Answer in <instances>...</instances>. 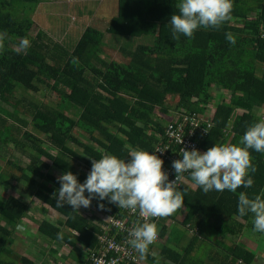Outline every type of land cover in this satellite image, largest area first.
<instances>
[{
	"label": "trees",
	"instance_id": "1",
	"mask_svg": "<svg viewBox=\"0 0 264 264\" xmlns=\"http://www.w3.org/2000/svg\"><path fill=\"white\" fill-rule=\"evenodd\" d=\"M43 2L46 1L0 0V33L6 34L5 49L0 53V96L13 95L21 85L26 92L41 93L42 88H51L50 81L63 88L67 96L55 107L23 98L13 112L0 108V145H14L25 162L36 165L27 169L33 177L18 159L9 160L5 168L0 167V172L6 174L0 183L9 189L25 184L31 196L66 221L58 225L46 220L38 222L30 215L29 203L13 195L0 200V264H35L28 257L14 256L10 250L16 226L23 221L35 222L45 241L62 242L82 252L77 255L78 264H91L85 256L99 250L102 230L92 218L73 211L71 206H56L60 184L52 170L71 172L84 183L87 175L80 171L78 163L89 173L92 160L105 153L126 160V145L155 154L159 138L173 119L169 115L166 124L154 119L158 108L168 116V97L179 98L176 113L187 110L197 116L205 115L209 109L215 111L214 127L200 144V152L217 144L239 145L247 128L263 120L264 0H233L231 22L220 29L197 30L193 38L180 35L179 39L174 38L170 22L172 15L179 14L176 5L180 0H116L117 14L107 29L89 26L73 50L53 42L41 31L30 36L35 24L33 16ZM227 33L236 37L234 45L226 39ZM107 36L115 37L112 43L126 41L127 46L120 49L128 59L126 64L102 57ZM23 38L30 41L31 47L18 52ZM140 40L143 43L139 44ZM215 88L229 98L218 96L213 106ZM13 119L25 125L29 119L35 122L43 139L24 133L22 127L11 124ZM32 139L36 142L31 143ZM23 141L30 142L36 153L32 154ZM45 144L49 150L43 148ZM73 145L81 151L73 149ZM251 156L256 172L250 188H239L236 193H205L190 176L192 187L177 188L184 194V210L162 218L157 225L161 258L170 264L255 263V254L239 245H224L223 255L212 253L215 235L236 237L248 224L253 226V214L241 217L238 213L240 192L249 198H264V153L252 150ZM10 179L14 185L8 182ZM91 206L121 219L127 217L108 199L95 198ZM181 214H185L182 220ZM183 230L193 233L190 241ZM114 236L115 231L111 234ZM143 261L158 264L151 249Z\"/></svg>",
	"mask_w": 264,
	"mask_h": 264
},
{
	"label": "clouds",
	"instance_id": "2",
	"mask_svg": "<svg viewBox=\"0 0 264 264\" xmlns=\"http://www.w3.org/2000/svg\"><path fill=\"white\" fill-rule=\"evenodd\" d=\"M176 7L179 14L172 15L170 22L175 39L180 35L193 38L200 29H220L234 19L233 0H180ZM5 35L0 33V53L5 49ZM226 39L233 45L236 43V37L231 33L226 34ZM30 47V41L23 38L17 51L26 52ZM125 147L129 157L126 160L108 153L92 160L84 183H80L71 172L58 177L60 188L56 206L69 205L78 212L81 207L89 208L95 198L100 201L108 199L120 209L139 211L144 218H168L184 210V194L177 189V184L185 178V173L205 193H236L239 188H250L254 184L252 174L256 172L251 151L264 153V120L249 126L239 145L217 144L203 153L196 149H183L182 159L172 162L171 167L175 171L172 181L163 168L164 160L158 155L131 145ZM238 213L241 217L253 214V230L264 234V198L261 195L249 198L240 192ZM16 230L24 232L25 228L17 224ZM129 236L128 243L143 260L149 254L150 245L157 241L159 229L156 223L144 222L137 224Z\"/></svg>",
	"mask_w": 264,
	"mask_h": 264
},
{
	"label": "rangeland",
	"instance_id": "3",
	"mask_svg": "<svg viewBox=\"0 0 264 264\" xmlns=\"http://www.w3.org/2000/svg\"><path fill=\"white\" fill-rule=\"evenodd\" d=\"M41 6L38 8L37 12L33 16L35 22L32 31L30 33L31 37H35L41 31L45 33L49 39L53 42L62 43L69 50H73L76 47L77 42L81 38L84 31L89 27H93L99 30H106L108 27V22L117 14V2L116 0H45ZM115 39V37H111ZM107 36L105 40V46H103L102 57L108 61L113 60L119 64H126L127 58L123 53L120 52L122 47H126V41L120 39L118 42L112 43V40ZM138 43H143L138 41ZM51 88H42L41 93H31L25 91V86L21 85L18 87L16 92L11 96H0V108L13 112L18 102L23 98H28L33 102L39 104L42 102L48 103L52 106H57L61 103L63 98H66L67 92L63 88L56 87L52 81L49 82ZM215 97L214 103L217 101V97L228 99L229 95L224 91L215 88L214 89ZM180 100L178 97H168L165 99V108L169 109L168 116L161 112L158 108L154 115V119L157 121L164 122L165 124L170 120V116H173L177 112L178 105ZM260 113L262 119L264 120V110ZM170 115V116H169ZM12 125H19L23 128L24 133L28 132L35 138L43 139L42 134L36 128V123L33 121H27V124L19 123L16 119L10 121ZM23 138L22 135L20 137ZM24 140V138H23ZM29 151L32 154H35L36 151L32 147L31 143L36 141L32 139L31 143L23 141ZM73 149L81 151L78 146H72ZM49 150V146L45 144L43 147ZM9 151V153H7ZM15 159L19 160L21 166L26 170L27 174L33 176V173L28 169V166L35 167L34 163H29V160H26L23 157L22 153L15 150L14 145H8L2 147L0 145V167L5 168L8 161ZM46 162L48 159H43ZM51 163V162H50ZM80 171H83L88 175L84 165L77 164ZM52 174L56 177H60L63 173L52 170ZM6 174L0 172V179L5 178ZM12 185L15 184L13 180H8ZM29 188L25 184H21L15 189H9L0 183V200H6L9 196L13 195L21 199L22 201L30 204V215L38 222L44 220L49 221L53 224L58 225L59 223H65L66 219L60 214L54 212L47 206H44L38 199L31 196L27 191ZM45 207V208H44ZM78 212L84 217L91 218V214L96 213L94 208L90 206L89 208L81 207ZM183 218L180 216L179 219ZM93 222V220H92ZM22 224L25 228L24 232L16 231V235L13 238L10 244V250L14 256L28 257L35 264H78L77 259L80 253L77 250H74L72 247L63 244L62 242L52 243L45 241L38 234L37 224L33 221H23ZM170 222L168 223V225ZM180 229L175 230V233L178 234ZM184 233L188 234L186 230H183ZM71 235L79 236L77 233ZM193 236L192 232H189L188 241L191 240ZM186 244V240H184ZM81 251V250H80ZM78 255V256H77ZM87 256H85L86 258ZM156 259L158 264H170L164 258L156 254ZM143 264V263H141ZM145 264V263H144Z\"/></svg>",
	"mask_w": 264,
	"mask_h": 264
},
{
	"label": "built area",
	"instance_id": "4",
	"mask_svg": "<svg viewBox=\"0 0 264 264\" xmlns=\"http://www.w3.org/2000/svg\"><path fill=\"white\" fill-rule=\"evenodd\" d=\"M215 111L209 109L205 115L193 116L187 110H181L174 113L173 119L166 125L163 137H160V143L155 148V154L164 160V170L169 173V180L175 179V171L171 167L172 162L182 159L183 149L200 150V144L209 136L214 127L213 118ZM183 142V143H182ZM189 174H184V179L177 184V188L190 186ZM91 214L94 224L100 226L102 233L98 236L99 250L87 255V261L91 264H141L143 260L136 250L128 243L129 232L144 222H152L157 225L162 218H144L139 215V211L131 212L123 209L125 218H119L111 214H106L96 210ZM131 220V224L130 223ZM116 236L111 237L112 232ZM127 235V238L123 236ZM117 237L121 240H117ZM160 235L156 242L150 245L153 255L158 254Z\"/></svg>",
	"mask_w": 264,
	"mask_h": 264
},
{
	"label": "crops",
	"instance_id": "5",
	"mask_svg": "<svg viewBox=\"0 0 264 264\" xmlns=\"http://www.w3.org/2000/svg\"><path fill=\"white\" fill-rule=\"evenodd\" d=\"M86 1V0H80ZM94 1V0H93ZM188 187H192V184ZM185 215V214H184ZM183 214L180 216L185 217ZM181 218L180 220H182ZM254 225L246 226V228L236 237L215 235L213 240L215 244H212V253L216 256V254H224L223 246L231 247L232 245H239L248 250L252 251L256 258L254 264H264V234L255 232ZM189 236V234H188ZM187 236V238H188ZM201 244H205L204 241L200 242ZM145 263V262H144ZM146 264V263H145ZM238 264H243L242 262Z\"/></svg>",
	"mask_w": 264,
	"mask_h": 264
}]
</instances>
